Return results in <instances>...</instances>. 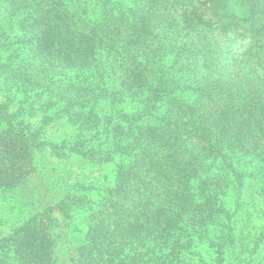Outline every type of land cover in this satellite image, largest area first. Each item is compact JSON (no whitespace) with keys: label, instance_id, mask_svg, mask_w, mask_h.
<instances>
[{"label":"trees","instance_id":"1","mask_svg":"<svg viewBox=\"0 0 264 264\" xmlns=\"http://www.w3.org/2000/svg\"><path fill=\"white\" fill-rule=\"evenodd\" d=\"M0 194V264H263L264 0L0 2Z\"/></svg>","mask_w":264,"mask_h":264},{"label":"rangeland","instance_id":"2","mask_svg":"<svg viewBox=\"0 0 264 264\" xmlns=\"http://www.w3.org/2000/svg\"><path fill=\"white\" fill-rule=\"evenodd\" d=\"M5 1L6 0H0V2H4V3H5ZM3 18L4 17H2L1 19H3ZM54 128H56V127H54ZM50 133L51 134L55 133L56 135H59L61 133V131L56 130V131H51ZM41 168L43 169V168H47V167L43 164V165H41ZM49 173H51V175H49ZM54 174H56V172L55 171L50 172L48 168L45 169V172H39V174L37 176H34L35 178H34V181L32 182V184L25 187L23 190L29 191L30 194L37 189L40 190V188H41L40 182L44 183L45 186L49 185V183L52 182V178H53ZM39 180H41V181L39 182ZM14 193H12V194H14ZM12 194L10 193V195H12ZM22 194H14V196L12 195L13 202L10 203L7 211L11 210L13 214H15V213L18 214L17 210L21 208L20 204L22 203L23 200H25L27 198V197H25V195L27 193H24L23 195ZM4 195L9 196V194H4ZM0 197H3L2 194H0ZM18 198H19V200H18ZM247 198H248V204L250 206V210L255 217V219H254L255 222H257L259 224H264V198L261 196H258L256 194H250V195H248ZM15 200H18V202L15 203ZM6 216H7V214H6ZM262 263L264 264V261Z\"/></svg>","mask_w":264,"mask_h":264}]
</instances>
